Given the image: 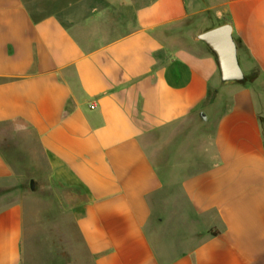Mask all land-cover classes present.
Segmentation results:
<instances>
[{"label": "crops", "instance_id": "crops-1", "mask_svg": "<svg viewBox=\"0 0 264 264\" xmlns=\"http://www.w3.org/2000/svg\"><path fill=\"white\" fill-rule=\"evenodd\" d=\"M223 23L254 81L197 38ZM37 175L93 264H264V0H0V187ZM25 217L0 207V264Z\"/></svg>", "mask_w": 264, "mask_h": 264}, {"label": "rangeland", "instance_id": "rangeland-1", "mask_svg": "<svg viewBox=\"0 0 264 264\" xmlns=\"http://www.w3.org/2000/svg\"><path fill=\"white\" fill-rule=\"evenodd\" d=\"M254 71L244 83L254 81L258 70ZM77 194L42 175L0 187V207L18 201L25 208L21 264H93L75 224L80 212Z\"/></svg>", "mask_w": 264, "mask_h": 264}, {"label": "water", "instance_id": "water-1", "mask_svg": "<svg viewBox=\"0 0 264 264\" xmlns=\"http://www.w3.org/2000/svg\"><path fill=\"white\" fill-rule=\"evenodd\" d=\"M197 38L205 43L215 55L220 80L223 83H244L246 81V73L240 64L238 47L230 23H223L200 32Z\"/></svg>", "mask_w": 264, "mask_h": 264}, {"label": "built area", "instance_id": "built-area-1", "mask_svg": "<svg viewBox=\"0 0 264 264\" xmlns=\"http://www.w3.org/2000/svg\"><path fill=\"white\" fill-rule=\"evenodd\" d=\"M91 105H92V106H94V105H95V103H92Z\"/></svg>", "mask_w": 264, "mask_h": 264}, {"label": "trees", "instance_id": "trees-1", "mask_svg": "<svg viewBox=\"0 0 264 264\" xmlns=\"http://www.w3.org/2000/svg\"><path fill=\"white\" fill-rule=\"evenodd\" d=\"M247 79H248V76H246V81H247Z\"/></svg>", "mask_w": 264, "mask_h": 264}]
</instances>
